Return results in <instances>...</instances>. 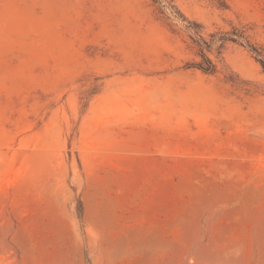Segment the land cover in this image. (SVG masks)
Returning a JSON list of instances; mask_svg holds the SVG:
<instances>
[{
  "label": "rangeland",
  "instance_id": "374dc122",
  "mask_svg": "<svg viewBox=\"0 0 264 264\" xmlns=\"http://www.w3.org/2000/svg\"><path fill=\"white\" fill-rule=\"evenodd\" d=\"M260 59L264 0H0V264H264Z\"/></svg>",
  "mask_w": 264,
  "mask_h": 264
},
{
  "label": "trees",
  "instance_id": "16d2710c",
  "mask_svg": "<svg viewBox=\"0 0 264 264\" xmlns=\"http://www.w3.org/2000/svg\"><path fill=\"white\" fill-rule=\"evenodd\" d=\"M195 33L201 37V35L199 34V32L196 30ZM227 38L224 37L223 40H226ZM204 42L205 45L209 46V44L202 40ZM252 49L258 54V55H262V53L260 52V50L258 48H256L255 46L251 45ZM202 50H200V53L203 57V61L196 63L195 66H197L198 68L202 69L205 72H210L213 73L216 71V64L207 56L206 52L204 51V45L202 46ZM263 66H264V60L260 59Z\"/></svg>",
  "mask_w": 264,
  "mask_h": 264
}]
</instances>
